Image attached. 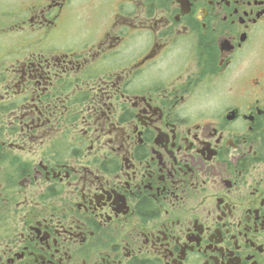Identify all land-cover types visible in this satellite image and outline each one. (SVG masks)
<instances>
[{
    "label": "flooded vegetation",
    "instance_id": "1",
    "mask_svg": "<svg viewBox=\"0 0 264 264\" xmlns=\"http://www.w3.org/2000/svg\"><path fill=\"white\" fill-rule=\"evenodd\" d=\"M264 0H0V264H264Z\"/></svg>",
    "mask_w": 264,
    "mask_h": 264
},
{
    "label": "rangeland",
    "instance_id": "2",
    "mask_svg": "<svg viewBox=\"0 0 264 264\" xmlns=\"http://www.w3.org/2000/svg\"><path fill=\"white\" fill-rule=\"evenodd\" d=\"M255 55H256L254 57L255 63H257L258 65H260V67H262V65H264V32L260 34V36L257 39Z\"/></svg>",
    "mask_w": 264,
    "mask_h": 264
}]
</instances>
